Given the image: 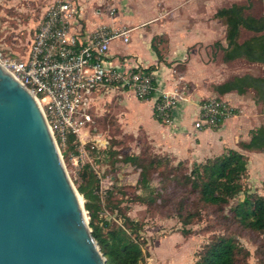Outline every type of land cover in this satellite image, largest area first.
Here are the masks:
<instances>
[{
    "label": "rangeland",
    "instance_id": "374dc122",
    "mask_svg": "<svg viewBox=\"0 0 264 264\" xmlns=\"http://www.w3.org/2000/svg\"><path fill=\"white\" fill-rule=\"evenodd\" d=\"M53 1L0 0V52L4 55L26 54L37 21ZM95 1L98 4V0ZM244 2L248 4L246 13L259 15L264 12V0H245ZM93 3L84 1L86 6L82 10L83 17L85 14L93 16L96 14ZM109 6V2L104 3L102 7L96 6L100 9L98 18H102L104 22L112 20L108 14ZM119 13L120 11L116 15ZM252 33V31H246L243 35ZM113 44L115 49H122L126 43L114 40ZM240 59L233 62L236 63L233 64L234 67H240L244 72L264 76V64L248 62L247 59L241 60L249 65L247 67ZM217 66H221L220 62ZM227 67L229 70L232 66ZM221 69L225 70V68ZM222 73L219 72L218 75ZM119 89L121 88L105 90L106 93H112V96L106 100V103H102V107L99 106L98 109L95 106L92 110L93 126H96L98 131L103 132V135L110 140L111 146L108 151L92 149L90 141L82 146L74 139L59 144L67 172L75 187L83 180L81 173L87 170L85 167L97 175V180L96 169L101 173L107 171L114 173V184L112 188H109L110 191L108 189L105 193H101L98 184L93 190L100 199L97 219L107 221V224L104 223L102 226L103 233L116 224H123L125 220L122 213H125L136 219L140 225L139 240L142 242L147 264H193L197 251L212 233L235 236L250 250V264H258L257 255L260 260L261 257L264 260V236L244 228L237 221L226 216L229 205L241 198L243 192L264 195V157L262 155L264 152L253 150L247 154V169L241 177L243 191L231 199L223 209L222 207L217 209V206L205 203L191 191L188 177L194 164L186 160L170 158L167 162L164 158L160 167L149 173L150 187L144 188L140 182V168L132 162L126 163L124 155L139 153L141 158L148 159L153 151L143 134L124 132L118 117L120 113H123V105L118 98L121 95ZM247 96L254 98L255 89L248 91ZM228 99V102L234 104V99L230 97ZM233 106L235 112H239V106ZM252 107L256 116L253 124L264 125V101H258L256 106ZM126 127H128L127 124ZM94 166H96L95 169ZM79 194L85 201L83 195L80 192ZM146 196L152 198H146ZM179 205L183 211L194 210L190 223L183 224L180 221V216L177 214ZM85 210L89 219V211L86 208ZM185 228L190 232L185 233Z\"/></svg>",
    "mask_w": 264,
    "mask_h": 264
},
{
    "label": "crops",
    "instance_id": "0c3cea01",
    "mask_svg": "<svg viewBox=\"0 0 264 264\" xmlns=\"http://www.w3.org/2000/svg\"><path fill=\"white\" fill-rule=\"evenodd\" d=\"M76 1L84 10L86 0ZM87 1L94 2L96 14H85L75 21L74 30L90 31L101 23L130 28L127 41L118 37L109 43L108 63L124 69L143 68L152 75L158 87L165 90L178 87L185 93L173 110L172 121L166 123L155 117L154 95L139 98L134 91L121 87L118 98L123 105V113L118 117L124 132L143 134L154 153L191 163L228 148L239 149L246 155L259 150L245 149L240 145L241 141L249 139L253 128L261 125L253 124L256 116L252 106L255 107L259 101L256 97L247 96L253 88L248 87L242 93L234 89L219 93L214 88V85L234 75L248 73L233 65L236 59L241 58V61L245 58L223 59V47L227 45L226 23L215 14L222 6L233 2L245 3V0H98V4L95 0ZM107 2L115 7L114 13L108 12L112 17L110 22H104L97 16L100 9L96 6L102 7ZM118 11L120 13L116 15ZM246 31L250 30L241 28L240 40L249 36L243 35ZM114 40L126 44L122 49H115ZM230 65L232 67L228 70ZM219 72L223 73L218 75ZM107 89L111 88L95 93L94 107L99 109L112 96V93H106ZM207 96H220L228 101L230 97L234 99L232 105L239 106V112L226 118L220 126L195 129L193 121L198 115V101Z\"/></svg>",
    "mask_w": 264,
    "mask_h": 264
},
{
    "label": "built area",
    "instance_id": "2783aa9c",
    "mask_svg": "<svg viewBox=\"0 0 264 264\" xmlns=\"http://www.w3.org/2000/svg\"><path fill=\"white\" fill-rule=\"evenodd\" d=\"M114 10L111 5L108 12ZM80 18L78 1L54 0L37 21L26 54L0 52L3 67L36 97L58 146L72 134L80 146L90 141L92 149L104 152L109 148V138L93 126L95 93L105 88H127L139 98L154 95L157 117L171 122L174 108L185 97L182 89L165 90L143 68L124 69L107 61L111 40L121 37L127 41L130 28L101 23L90 31L74 30V22ZM234 108L220 96L203 97L193 126H220L235 113ZM95 171L99 191L105 193L114 184V173Z\"/></svg>",
    "mask_w": 264,
    "mask_h": 264
},
{
    "label": "water",
    "instance_id": "95a60500",
    "mask_svg": "<svg viewBox=\"0 0 264 264\" xmlns=\"http://www.w3.org/2000/svg\"><path fill=\"white\" fill-rule=\"evenodd\" d=\"M0 264H107L39 102L1 63Z\"/></svg>",
    "mask_w": 264,
    "mask_h": 264
},
{
    "label": "trees",
    "instance_id": "16d2710c",
    "mask_svg": "<svg viewBox=\"0 0 264 264\" xmlns=\"http://www.w3.org/2000/svg\"><path fill=\"white\" fill-rule=\"evenodd\" d=\"M247 6L246 3L233 2L228 6L218 8L215 12L226 23L227 45L223 47V59L227 61L243 57L252 62L264 63V12L259 16L251 15L245 12ZM242 27L253 33L240 40ZM149 69L150 66L147 70ZM248 87L255 89L257 100L264 101L263 75L243 73L214 85L219 93L233 89L242 93ZM150 96H147V98ZM157 118L162 120L159 117ZM73 138L74 135L69 134L67 141L70 142ZM240 145L245 149L264 151V125L261 124L253 128L249 139L241 141ZM109 146H111L110 143ZM164 158L167 162L170 161V158L172 159L169 155L154 152L148 159L141 158L139 153L124 155L126 163L132 162L140 168V182L144 188L150 187L148 185L149 173L159 168ZM182 160L184 159H179V161ZM193 164L188 182L191 191L196 193L199 199L205 203L215 205L218 207L217 209L221 207L223 209L231 199L240 191H243L241 177L247 169V155L239 149L228 148L222 153L206 157ZM85 169L87 170L81 173L83 180L78 183L76 188L85 198L84 207L90 214L89 225L92 228L93 236L106 257V263L147 264L142 242L139 240L140 225L136 219L122 213L123 220H125L123 224H116L109 228L106 233H103L102 226L104 223L107 224V221L97 219L100 199L93 191L96 184H98L97 175L90 169L88 170V167H85ZM146 198L152 197L146 196ZM141 200L143 201V199ZM178 208L177 214L180 216V221L183 224L190 223L194 210L183 211L181 205ZM226 216L237 221L244 228L256 231L264 236V195L248 191L243 192L241 198L229 205ZM188 232L190 230L186 229L185 233ZM250 254L248 247L239 242L235 236L212 233L197 251L193 264H250ZM258 257L257 255V263L264 264L262 257L261 260Z\"/></svg>",
    "mask_w": 264,
    "mask_h": 264
},
{
    "label": "bare ground",
    "instance_id": "6f19581e",
    "mask_svg": "<svg viewBox=\"0 0 264 264\" xmlns=\"http://www.w3.org/2000/svg\"><path fill=\"white\" fill-rule=\"evenodd\" d=\"M79 197H81L80 194H79Z\"/></svg>",
    "mask_w": 264,
    "mask_h": 264
}]
</instances>
